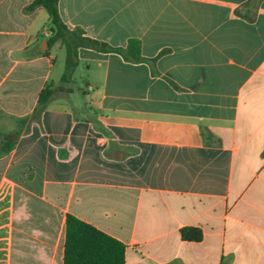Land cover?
<instances>
[{
    "label": "crops",
    "instance_id": "1",
    "mask_svg": "<svg viewBox=\"0 0 264 264\" xmlns=\"http://www.w3.org/2000/svg\"><path fill=\"white\" fill-rule=\"evenodd\" d=\"M33 2L0 0V264H64L68 215L125 264H264V0H60L142 57L79 48L77 89Z\"/></svg>",
    "mask_w": 264,
    "mask_h": 264
},
{
    "label": "trees",
    "instance_id": "2",
    "mask_svg": "<svg viewBox=\"0 0 264 264\" xmlns=\"http://www.w3.org/2000/svg\"><path fill=\"white\" fill-rule=\"evenodd\" d=\"M60 0H34L27 8L33 11L44 7L49 13V30L52 36L48 45L52 46L61 42L66 50L65 71L63 81L72 78L78 67L77 51L79 48H89L99 52H117L129 61L142 60L139 42L130 40L126 49L115 48L109 44L87 37L80 28L70 29L62 20L59 13ZM51 85H46L39 96L34 117L39 118L53 95ZM181 236L188 242L201 241L202 231L194 227L182 229ZM64 264H125V246L120 241L98 230L92 225L72 216H67Z\"/></svg>",
    "mask_w": 264,
    "mask_h": 264
},
{
    "label": "rangeland",
    "instance_id": "3",
    "mask_svg": "<svg viewBox=\"0 0 264 264\" xmlns=\"http://www.w3.org/2000/svg\"><path fill=\"white\" fill-rule=\"evenodd\" d=\"M57 63L58 66L54 71V77L53 80L56 82V84L58 85V83H60L59 78L63 75L64 73V68H65V64H66V50L64 45L61 42H57ZM82 76H83V70L80 69L78 71H76V73L73 76V82L70 84V87H73L74 89H77V87L81 86L82 83Z\"/></svg>",
    "mask_w": 264,
    "mask_h": 264
}]
</instances>
